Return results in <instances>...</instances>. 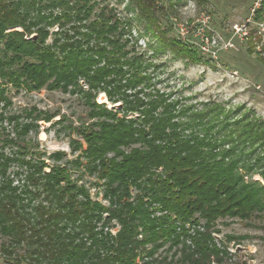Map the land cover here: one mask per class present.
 Instances as JSON below:
<instances>
[{"label":"trees","instance_id":"trees-1","mask_svg":"<svg viewBox=\"0 0 264 264\" xmlns=\"http://www.w3.org/2000/svg\"><path fill=\"white\" fill-rule=\"evenodd\" d=\"M124 23L97 0H0V247L12 264H221L217 220L264 213V151L250 157L264 147V122L170 99ZM43 88L83 98L90 121L71 128L82 140H69L79 153L67 161L77 176L46 162L65 152L46 157L29 137L58 112L7 110L11 89ZM85 172L108 205L91 197ZM167 243L170 258L158 257Z\"/></svg>","mask_w":264,"mask_h":264},{"label":"rangeland","instance_id":"rangeland-1","mask_svg":"<svg viewBox=\"0 0 264 264\" xmlns=\"http://www.w3.org/2000/svg\"><path fill=\"white\" fill-rule=\"evenodd\" d=\"M97 1L112 8L125 22L128 47L134 45L151 62L148 73L153 86L169 93L170 99H180L182 104L199 110L220 105L229 114V121L248 114L264 122V31L259 30L264 24V0ZM139 1L146 3L151 19L147 18V12L144 15ZM49 29L55 30L57 25ZM51 38L52 35L46 41L50 42ZM163 39L171 47H163ZM180 48L184 50L178 51ZM101 93L96 95L97 102H105L100 100ZM9 95L11 104L7 110L22 112L25 108L37 107L58 112L49 122L40 120L38 132L31 131L29 137L38 140V149L45 151L46 157L53 151L65 152L62 159L47 158V163L68 164L73 177L83 171L67 162L79 153V150L71 151L69 140H82L71 128L90 121L80 94L43 88L32 92L11 89ZM105 103L107 107L120 108L119 102L112 104L107 100ZM256 147L250 153L252 159L264 151V147ZM259 169L264 171V166ZM254 175L260 179L256 172ZM82 181L93 199L108 205L101 193L102 185L93 184L97 181L94 175L85 172ZM130 191L132 197L137 193L133 187ZM155 214L159 212L156 210ZM118 228L116 223L111 230L114 233ZM215 228L218 229L213 233L215 241L226 245L227 250L221 264H264V213L253 214L245 220L219 219ZM6 240L0 236V243ZM167 246L168 243L159 249L158 257L170 258L173 250ZM24 250L21 245L15 253L23 254ZM8 259L0 247V264H12Z\"/></svg>","mask_w":264,"mask_h":264},{"label":"built area","instance_id":"built-area-1","mask_svg":"<svg viewBox=\"0 0 264 264\" xmlns=\"http://www.w3.org/2000/svg\"><path fill=\"white\" fill-rule=\"evenodd\" d=\"M256 5H257V4H255V7L252 8V12L255 11ZM235 29H239V28L236 27ZM260 29H261V30H260ZM259 30H260V32L264 31V24H263V23L260 25Z\"/></svg>","mask_w":264,"mask_h":264},{"label":"bare ground","instance_id":"bare-ground-1","mask_svg":"<svg viewBox=\"0 0 264 264\" xmlns=\"http://www.w3.org/2000/svg\"><path fill=\"white\" fill-rule=\"evenodd\" d=\"M100 100L101 101H105V102L107 101L106 98H105V95L103 93H101V99Z\"/></svg>","mask_w":264,"mask_h":264}]
</instances>
